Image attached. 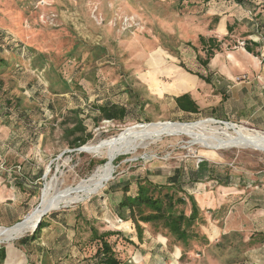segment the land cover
I'll list each match as a JSON object with an SVG mask.
<instances>
[{"label":"rangeland","instance_id":"374dc122","mask_svg":"<svg viewBox=\"0 0 264 264\" xmlns=\"http://www.w3.org/2000/svg\"><path fill=\"white\" fill-rule=\"evenodd\" d=\"M0 34L13 48L5 50L4 44L0 52L5 62L0 69V178L10 179L1 184L3 191L13 186L11 196L0 200V227L22 221L38 205L47 182L55 180L67 192L106 162L105 156L67 146L62 123L73 118L68 110H81L79 117L92 133L88 143L110 140L132 125L201 119L217 121V128L233 123L264 133L215 111L180 114L170 96L161 95L174 71L204 73L228 55L242 60L246 41L264 40L261 0L243 6L232 0H0ZM199 36L221 41L206 69L196 60L205 57ZM263 51L249 58L251 64L259 61L261 69ZM59 73L70 92L62 90ZM16 97L20 107L8 109L4 100ZM111 103L125 105L128 117L94 126L93 104ZM91 161L102 163L91 168ZM177 168L200 208L196 231L205 237L193 241L182 257L183 249L160 229L142 224L139 241L134 225L114 212L121 182L142 176L162 184ZM111 169V180L93 195L44 215L49 226L38 242L16 245L32 231L1 242L7 249L4 264H40L42 251L49 253L50 264H99L85 220L99 232L118 233L110 242L129 264H264L263 151L223 149L174 134L119 155ZM197 169L198 182L187 184V173ZM208 171L227 184L211 179ZM13 178L26 184V192L13 185ZM183 209L189 213V205Z\"/></svg>","mask_w":264,"mask_h":264},{"label":"trees","instance_id":"16d2710c","mask_svg":"<svg viewBox=\"0 0 264 264\" xmlns=\"http://www.w3.org/2000/svg\"><path fill=\"white\" fill-rule=\"evenodd\" d=\"M232 1L236 5L243 6L245 3H249L252 0ZM261 1L264 2V0ZM226 29L228 32H232L231 26L227 25ZM198 40L202 45L205 57L202 58L197 55L196 60L204 69H206L209 61L214 57L215 53L220 52L221 41L215 37L205 38L203 36H199ZM4 44H8L5 47V50L13 52L12 45H10L8 40H5V36L0 34V52L4 51ZM256 44V42L246 41L244 45L245 51L257 57L258 53H256V50L254 49V47L258 46ZM187 46H191L190 43H187ZM29 51L32 52L31 50ZM38 56L39 58L37 59L39 60L43 58L42 55ZM4 64L5 62L3 59H0V69ZM188 72L196 75L199 79L204 80L205 82L209 81L207 76L197 72ZM57 78L63 87L62 90L64 93L70 92L68 81L61 73L57 74ZM174 102L176 104V108L180 111L192 114L199 112L197 105L188 94L175 97ZM4 104L8 109H18L20 107V99L19 97H16L13 100L12 98L10 100L7 98L4 100ZM93 106L94 108L92 109V113L94 126H97L102 120L122 122L129 114L128 108L123 105L111 103L101 105L93 104ZM80 112L81 110L78 108L68 110V113H70L73 118L66 119L62 123L64 125L63 136L67 140V146L70 149L80 148L92 139V133L88 131L87 127L84 125L83 119L79 117ZM69 124H71V126H69ZM101 163L102 162L91 161L90 166L93 168ZM198 168H200L199 165ZM198 173V169L193 173L191 172V174L187 173V184L192 185L197 183L198 180L196 177ZM208 174L211 179H216L211 172L208 171ZM8 175H10V173ZM226 178H228L227 175ZM16 180L17 187L26 192L23 188L26 184L19 178H16ZM216 181L219 183L218 179H216ZM183 182L181 170L178 168L173 171L172 175L167 176L165 182L162 184L153 183L147 177L142 176L136 177L133 182L125 180L123 183H120L121 186L118 188L121 190V197L116 203L114 212L119 220L130 221L134 225L139 241L143 238L142 224H150L157 230L160 229L164 232V236L166 238L173 241L174 244L183 249L181 253L182 257L185 255V250L188 249L193 241L205 238L204 236H200L196 231L197 225L202 220L200 208L194 196L188 192V188H186V184ZM219 184L226 185L227 182ZM132 186H134L133 190L131 189ZM187 205H189L188 214H186L183 209ZM45 216L41 218L37 228L32 233L27 234L16 241L17 246H31L32 243L39 241L41 232L49 226L45 220ZM49 217L54 219L56 215L52 213ZM84 223L90 231V240L96 242L97 249L95 251L94 258L98 260L99 264H129L127 261H121L120 258H118L114 247L110 242V237L118 233L110 231L99 232L91 223L88 222V220H85ZM48 254L49 253H47V251H42L40 255V264H50L47 258ZM6 255V247L0 245V264H4Z\"/></svg>","mask_w":264,"mask_h":264},{"label":"bare ground","instance_id":"6f19581e","mask_svg":"<svg viewBox=\"0 0 264 264\" xmlns=\"http://www.w3.org/2000/svg\"><path fill=\"white\" fill-rule=\"evenodd\" d=\"M215 124L219 123L213 119H201L189 123L155 122L137 124L125 128L123 134L110 140L87 143L81 151L97 157L105 156L106 162L97 167L86 180L81 181L67 192H61L55 186V180L47 182L41 190L38 205L26 215L22 223L20 221V224L13 225L14 227H0V243L15 240L21 235L32 231L44 212L58 210L64 206L80 202L84 197L93 195L101 188L103 183L111 178V166L116 157L134 154L139 149H144L150 142L163 136L184 134L194 137L205 145H214L223 149L249 147L264 152V133L249 130L233 123H220L222 127L219 128L213 127ZM204 131H209L210 135H205Z\"/></svg>","mask_w":264,"mask_h":264},{"label":"crops","instance_id":"0c3cea01","mask_svg":"<svg viewBox=\"0 0 264 264\" xmlns=\"http://www.w3.org/2000/svg\"><path fill=\"white\" fill-rule=\"evenodd\" d=\"M263 41L256 42V51L261 48L264 50ZM245 54L242 60L231 55L227 59L218 58L217 64H213L217 67L200 73L207 76L208 82L191 73L176 70L164 87L159 85L163 88L161 95L170 96V101L180 114L197 115L200 112L215 111L225 119L264 131V59L260 61L263 65L261 69L259 61L250 63L249 58H254L253 55L247 52ZM239 77L241 78L237 79ZM183 94H188L195 102L198 113H187L176 108L174 98ZM8 179L9 177L0 178V200L6 195L11 196V191L8 190L13 189L11 183L5 191L4 186H1ZM13 180V185H16V178Z\"/></svg>","mask_w":264,"mask_h":264},{"label":"water","instance_id":"95a60500","mask_svg":"<svg viewBox=\"0 0 264 264\" xmlns=\"http://www.w3.org/2000/svg\"><path fill=\"white\" fill-rule=\"evenodd\" d=\"M84 146H85V145H84ZM84 146L80 147L79 150L81 151L82 148H83ZM64 207H67V206H64ZM47 213H48V212L46 211V212H44V213L40 216V218H39L38 221L36 222L34 228L32 229V232L37 228V226H38V224H39L41 218H42L44 215H46ZM23 221H24V220H22L20 223H22ZM20 223H16L14 226H16V225H18V224H20ZM14 226H12V227H14ZM7 229H9V228H7ZM32 232H31V233H32Z\"/></svg>","mask_w":264,"mask_h":264},{"label":"built area","instance_id":"2783aa9c","mask_svg":"<svg viewBox=\"0 0 264 264\" xmlns=\"http://www.w3.org/2000/svg\"><path fill=\"white\" fill-rule=\"evenodd\" d=\"M237 79H240V77H239V78H237Z\"/></svg>","mask_w":264,"mask_h":264}]
</instances>
